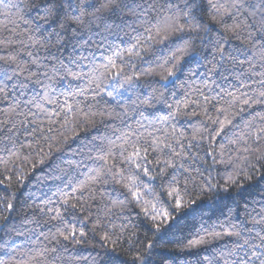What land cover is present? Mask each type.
<instances>
[{
    "label": "snow or ice",
    "instance_id": "obj_1",
    "mask_svg": "<svg viewBox=\"0 0 264 264\" xmlns=\"http://www.w3.org/2000/svg\"><path fill=\"white\" fill-rule=\"evenodd\" d=\"M0 264H264V0H0Z\"/></svg>",
    "mask_w": 264,
    "mask_h": 264
},
{
    "label": "trees",
    "instance_id": "obj_2",
    "mask_svg": "<svg viewBox=\"0 0 264 264\" xmlns=\"http://www.w3.org/2000/svg\"><path fill=\"white\" fill-rule=\"evenodd\" d=\"M33 190H35V188H33ZM202 211L207 212L208 209H202ZM186 222H191V217H188V218H187V221H185V220H181V221L179 222V224H178V227H183V226L185 225ZM25 227H28V226H25ZM15 244H16V245H21V246H23V245H26V244H27V241H26V239H25L24 237H18V238H16V240H15Z\"/></svg>",
    "mask_w": 264,
    "mask_h": 264
}]
</instances>
